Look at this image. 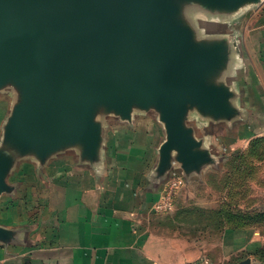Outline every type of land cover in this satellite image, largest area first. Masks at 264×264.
<instances>
[{"label":"crops","instance_id":"obj_1","mask_svg":"<svg viewBox=\"0 0 264 264\" xmlns=\"http://www.w3.org/2000/svg\"><path fill=\"white\" fill-rule=\"evenodd\" d=\"M179 19L195 50L215 52L202 81L225 94L220 113L185 105L183 127L208 162L187 165L177 148L164 152L168 131L154 105H137L128 118L95 111L94 149L71 140L21 151L0 136V264H264V224L205 231L203 211L212 208L200 200L207 174L264 135V0H183ZM0 98L12 104L10 94ZM174 177L172 210H159Z\"/></svg>","mask_w":264,"mask_h":264},{"label":"water","instance_id":"obj_2","mask_svg":"<svg viewBox=\"0 0 264 264\" xmlns=\"http://www.w3.org/2000/svg\"><path fill=\"white\" fill-rule=\"evenodd\" d=\"M181 1L0 0V92L13 99L4 145L48 150L81 140L94 149L101 132L95 111L128 118L133 107L154 105L168 131L164 152L177 148L187 165L208 162L183 127L185 105L190 99L220 113L225 94L202 81L215 52L194 49L179 19Z\"/></svg>","mask_w":264,"mask_h":264},{"label":"rangeland","instance_id":"obj_3","mask_svg":"<svg viewBox=\"0 0 264 264\" xmlns=\"http://www.w3.org/2000/svg\"><path fill=\"white\" fill-rule=\"evenodd\" d=\"M11 107L13 102L0 98V136ZM201 186L200 200L212 208L204 214L205 222L211 223L205 231H222L236 223H257L258 215L264 214V135L238 155L227 157L221 172L207 174Z\"/></svg>","mask_w":264,"mask_h":264},{"label":"built area","instance_id":"obj_4","mask_svg":"<svg viewBox=\"0 0 264 264\" xmlns=\"http://www.w3.org/2000/svg\"><path fill=\"white\" fill-rule=\"evenodd\" d=\"M181 186V181L179 178L174 177L173 180L168 184L166 188V195L162 203L159 204L158 209L165 212L172 210V202L176 195L177 190ZM189 264H213L209 258H201L197 261L191 262Z\"/></svg>","mask_w":264,"mask_h":264},{"label":"trees","instance_id":"obj_5","mask_svg":"<svg viewBox=\"0 0 264 264\" xmlns=\"http://www.w3.org/2000/svg\"><path fill=\"white\" fill-rule=\"evenodd\" d=\"M256 140H258V138L257 139H255L254 141H256ZM253 141V142H254ZM252 142V143H253ZM252 143H251V145H252ZM204 212V214H205V212H211V211H207V210H204L203 211ZM202 212V213H203ZM258 217L259 218H257V220H258V222L257 223H251V224H238V223H236V224H234V226H250V225H254V224H264V223H262V220H264L263 218H264V214L263 215H258ZM262 219V220H261Z\"/></svg>","mask_w":264,"mask_h":264}]
</instances>
